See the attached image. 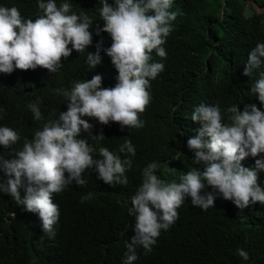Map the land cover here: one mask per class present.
Wrapping results in <instances>:
<instances>
[{"label": "trees", "instance_id": "trees-1", "mask_svg": "<svg viewBox=\"0 0 264 264\" xmlns=\"http://www.w3.org/2000/svg\"><path fill=\"white\" fill-rule=\"evenodd\" d=\"M64 2L71 4V12L93 19L89 29L93 43L87 51L95 52L102 39V61L92 68L86 63L87 52L73 49L70 56L62 58L63 66L56 73L39 67L0 73V109L4 110L0 127H10L21 137L11 146L14 150L6 152L0 145V156L5 159L12 158L45 123L67 110L70 101L56 94V89L71 90L75 83L96 75L102 77V87L117 83L118 71L103 51L112 39L107 32L96 35L94 30L104 23L100 0H56L57 6ZM0 6H15L26 19L43 15L38 0H0ZM171 10L180 15L163 45L167 58L162 60L155 51L151 55L150 62H161L165 68L150 81L152 99L140 114L144 126L121 128L116 122L102 125L95 118L82 117L93 125L92 133H81L91 145L107 146L117 153L125 140H131L136 154L130 157L128 184L110 186L94 170L89 175L83 173L86 186L73 181L52 197L60 216L49 244L37 234L32 216L10 195L0 193V264H123L126 245L135 235L136 219L128 209L148 164L156 162L155 174L169 183H177L193 167L203 170L202 164H193L194 152L187 147L188 138L202 127L190 118L194 108L201 103L219 104L224 123H230L227 109L232 105L243 111L245 105L256 104L264 111V104L250 91L264 66L251 77L243 75L249 52L258 42L264 43V0H174ZM31 103L40 108L42 120L33 119ZM99 134L103 140L93 139ZM247 161L255 164L251 156L243 160ZM259 176L264 188V172ZM0 179H7L2 171ZM88 193L91 198L82 203ZM178 214L168 230H161L150 253L137 247L134 264H239L237 249L249 239L253 245L257 238L264 239V204L233 210L221 218L219 210L193 206L188 196Z\"/></svg>", "mask_w": 264, "mask_h": 264}, {"label": "clouds", "instance_id": "clouds-1", "mask_svg": "<svg viewBox=\"0 0 264 264\" xmlns=\"http://www.w3.org/2000/svg\"><path fill=\"white\" fill-rule=\"evenodd\" d=\"M173 2L100 0L99 14L104 23L94 30L96 35L107 32L112 39L111 46L103 51L118 71L117 83L114 87H102V77L96 75L75 83L71 90L56 89V94L70 101L67 110L60 112L58 119L45 123L12 158L0 156V171L7 177L0 179V193L10 195L32 216L43 242L49 244L59 224V206L52 197L73 181L77 186H86L83 173L89 175L94 170L110 186L128 184L126 172L132 167L130 157L136 154L131 140H125L117 153L107 146L91 145L81 138V133H92L93 125L82 117L95 118L102 125L116 122L121 128L144 126L140 114L152 99L150 81L165 68L161 62H150L151 55L155 51L162 60L167 58L163 45L174 30L173 21L180 15L171 10ZM38 8L43 15L33 20L23 17L15 6H0V73L38 67L56 73L63 66L62 58L70 56L73 49L87 52L86 63L90 67L101 63L102 39L96 43L95 52L87 51L93 43L91 17L71 12L68 2L57 6L56 0H38ZM262 66L264 43L258 42L248 54L243 75L251 77ZM250 91L264 104V72ZM28 107L34 120L43 119L37 104ZM3 112L0 109V119ZM227 112L230 123L223 122L219 104L201 103L191 114L192 121L202 127L196 136L188 138L187 147L194 152L193 164L203 165L202 171L193 167L180 181L169 183L155 174L156 162L143 170L142 184L128 209L136 224L123 264H134L138 259L137 247L146 253L152 251L161 230H168L178 219L188 196L193 206L205 211L217 209L221 218L233 210L264 204V188L259 182V173L264 172V111L249 104L243 111L232 105ZM20 139L17 131L0 127V145L6 152L14 150L11 146ZM93 139L103 140L104 136L93 135ZM249 156L255 158V164L243 162ZM208 187L212 191H204ZM90 198L88 193L81 202ZM237 255L239 264H264V239L257 238L256 245L249 239L237 249Z\"/></svg>", "mask_w": 264, "mask_h": 264}, {"label": "bare ground", "instance_id": "bare-ground-1", "mask_svg": "<svg viewBox=\"0 0 264 264\" xmlns=\"http://www.w3.org/2000/svg\"><path fill=\"white\" fill-rule=\"evenodd\" d=\"M177 229V228H176Z\"/></svg>", "mask_w": 264, "mask_h": 264}]
</instances>
